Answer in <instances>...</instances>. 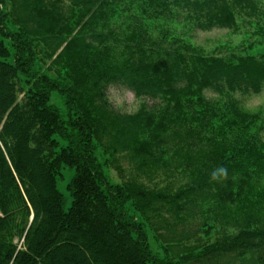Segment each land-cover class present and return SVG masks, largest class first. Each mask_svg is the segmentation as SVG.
<instances>
[{
  "label": "trees",
  "instance_id": "obj_1",
  "mask_svg": "<svg viewBox=\"0 0 264 264\" xmlns=\"http://www.w3.org/2000/svg\"><path fill=\"white\" fill-rule=\"evenodd\" d=\"M237 17L264 15L255 0H0V264H264V111L242 104L264 57L206 55L169 27ZM114 85L152 105L120 113Z\"/></svg>",
  "mask_w": 264,
  "mask_h": 264
},
{
  "label": "rangeland",
  "instance_id": "obj_2",
  "mask_svg": "<svg viewBox=\"0 0 264 264\" xmlns=\"http://www.w3.org/2000/svg\"><path fill=\"white\" fill-rule=\"evenodd\" d=\"M255 1L264 15V0ZM237 19L238 30L234 32L227 29H213L206 32L194 28L189 29L191 26L183 20L182 22L170 21L169 27L174 36L199 48L206 55H226L234 51L239 52L249 49V53L264 57V37L256 35L259 29L264 28V17L254 18L250 23L242 17H237ZM155 34L157 33L155 32ZM108 95L113 107L123 114H136L143 104L152 105V102L149 100L137 99L133 92L123 86H111ZM242 104L244 108H247L251 112L262 113L264 111V90L260 95L242 99ZM117 158L119 159L115 164H117L119 169L117 170L115 165H110L106 170L115 182L122 183L131 177L132 170L127 160L123 159L122 156H118ZM61 172L62 177H59L58 184L60 191L65 196L64 209L68 211L72 205V198L67 190V186L74 172L67 167H64ZM153 245L160 248L159 243L155 242Z\"/></svg>",
  "mask_w": 264,
  "mask_h": 264
},
{
  "label": "clouds",
  "instance_id": "obj_3",
  "mask_svg": "<svg viewBox=\"0 0 264 264\" xmlns=\"http://www.w3.org/2000/svg\"><path fill=\"white\" fill-rule=\"evenodd\" d=\"M227 178V170L224 167H220L217 170H215L211 176V179L213 181H219L221 179Z\"/></svg>",
  "mask_w": 264,
  "mask_h": 264
}]
</instances>
